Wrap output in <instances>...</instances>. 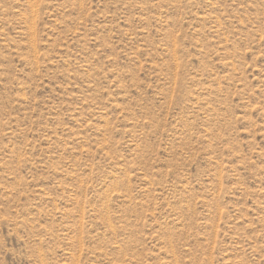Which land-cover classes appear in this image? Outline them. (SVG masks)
I'll return each instance as SVG.
<instances>
[{"label": "rangeland", "instance_id": "obj_1", "mask_svg": "<svg viewBox=\"0 0 264 264\" xmlns=\"http://www.w3.org/2000/svg\"><path fill=\"white\" fill-rule=\"evenodd\" d=\"M0 264H264V0H0Z\"/></svg>", "mask_w": 264, "mask_h": 264}]
</instances>
